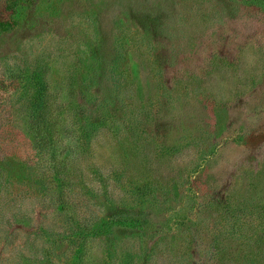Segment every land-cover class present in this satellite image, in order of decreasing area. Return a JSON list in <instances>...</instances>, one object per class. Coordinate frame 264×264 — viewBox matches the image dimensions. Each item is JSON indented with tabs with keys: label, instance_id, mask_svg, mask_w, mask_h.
Returning a JSON list of instances; mask_svg holds the SVG:
<instances>
[{
	"label": "rangeland",
	"instance_id": "obj_1",
	"mask_svg": "<svg viewBox=\"0 0 264 264\" xmlns=\"http://www.w3.org/2000/svg\"><path fill=\"white\" fill-rule=\"evenodd\" d=\"M0 24V264H264V0Z\"/></svg>",
	"mask_w": 264,
	"mask_h": 264
},
{
	"label": "trees",
	"instance_id": "obj_2",
	"mask_svg": "<svg viewBox=\"0 0 264 264\" xmlns=\"http://www.w3.org/2000/svg\"><path fill=\"white\" fill-rule=\"evenodd\" d=\"M3 23V22H1ZM6 24V23H5ZM2 27L3 24H0ZM43 119V126H41V132H40V135H39V142L41 141V143H49L51 141V138H52V133H53V130H52V126L46 124V121L44 118ZM45 125V126H44Z\"/></svg>",
	"mask_w": 264,
	"mask_h": 264
}]
</instances>
